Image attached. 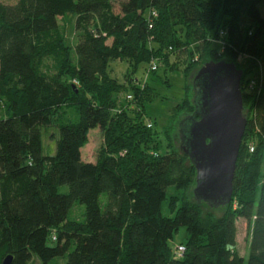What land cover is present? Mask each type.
Returning <instances> with one entry per match:
<instances>
[{
    "label": "trees",
    "instance_id": "16d2710c",
    "mask_svg": "<svg viewBox=\"0 0 264 264\" xmlns=\"http://www.w3.org/2000/svg\"><path fill=\"white\" fill-rule=\"evenodd\" d=\"M72 16L73 47L58 21ZM197 40L209 57L202 64L242 58V68L254 69L243 71L247 122L232 197L219 207L182 193L196 170L174 145V131L195 110L192 84L172 107L162 150L155 122L144 116L152 87L134 76L144 64L154 75L158 56ZM116 60L129 63L125 82L109 73ZM62 106L77 109L78 118L58 124L55 152L43 154L42 127ZM2 107L0 264L7 257L9 264L33 257L42 264H264V0H122L117 7L111 0H0ZM95 128L103 147L84 160ZM75 203L81 220L69 217ZM201 203L221 211L204 215ZM238 219L247 223L246 256L237 250ZM180 227L187 238L177 254L170 242Z\"/></svg>",
    "mask_w": 264,
    "mask_h": 264
},
{
    "label": "water",
    "instance_id": "95a60500",
    "mask_svg": "<svg viewBox=\"0 0 264 264\" xmlns=\"http://www.w3.org/2000/svg\"><path fill=\"white\" fill-rule=\"evenodd\" d=\"M243 70L226 60L205 62L192 78L194 112L179 122L180 149L195 167L194 199L209 206L228 203L246 127ZM10 257L3 264H9Z\"/></svg>",
    "mask_w": 264,
    "mask_h": 264
},
{
    "label": "rangeland",
    "instance_id": "374dc122",
    "mask_svg": "<svg viewBox=\"0 0 264 264\" xmlns=\"http://www.w3.org/2000/svg\"><path fill=\"white\" fill-rule=\"evenodd\" d=\"M6 3H12L16 0H1ZM113 4L117 7L120 1L122 0H111ZM60 25H62L65 29L66 33V44L73 47V44L76 41V33L74 31V17L72 16L66 22H64L61 18L58 19ZM218 41V42H217ZM213 42L218 48H221L222 41L217 40ZM204 42L197 40L188 44L186 47L179 49L174 53L168 54H161L162 56H158L160 63L162 64L161 67L156 71L153 75L145 70L148 67L147 64L141 65L136 73L135 78L139 80V84L142 85L144 82L148 83L152 87L151 95H154V99L151 101L146 102L144 105V116L145 119H149L152 122H155V129L159 134V139L162 144V150L165 148V135H164V128L168 124L170 112L172 107L176 103L182 102L184 99V95H186V90L184 89L185 85L189 88L192 84V78L197 72V70L203 65L202 62L205 61L207 58L206 54L204 53ZM208 60V59H207ZM220 60H223L220 59ZM242 58H239L236 62V65L239 69H244L241 66ZM128 64L125 61H111L109 63V73L112 77L116 78V81L119 83L125 82V72L128 69ZM189 64L194 65V68L188 72ZM202 64V65H201ZM254 65V64H253ZM251 68L253 75L254 69L252 67H248L247 70ZM246 68L243 71H247ZM184 73V74H183ZM187 89V92L189 91ZM124 91H122L116 97V104L119 107L124 102L125 97ZM122 103V104H121ZM248 102L244 101L245 109L248 106ZM4 108H0V117L5 116ZM190 111L184 113L179 120L176 121L175 131H174V145L178 147L180 143V135L178 132L179 129V121L189 116ZM78 118L77 109L72 106H62L59 110L55 113L53 117H50L49 120L43 125L42 127V153L43 154H54L55 152V140L57 137V126L60 122L64 121H74ZM88 143L82 149V157L84 160H95L97 154L103 147V133L100 129L95 128L91 129L88 133ZM195 184L191 185L190 187L183 190L185 197L190 200L194 201L193 196V189ZM60 191H67V186H61ZM203 214L209 213L211 211L214 215L219 214L221 210L218 209H210L208 205L205 203H201ZM83 214V207L82 205L75 203L74 206L70 209L69 217L75 220H81ZM187 238V230L185 227H180L176 233L173 235V239L170 244L176 248L177 245L180 243L185 242ZM52 243V242H50ZM249 245V234L247 223L243 219H238L237 221V250L238 252L246 256L247 250ZM65 258H57L49 261L46 264H64ZM29 264H42L39 259L33 257Z\"/></svg>",
    "mask_w": 264,
    "mask_h": 264
},
{
    "label": "built area",
    "instance_id": "2783aa9c",
    "mask_svg": "<svg viewBox=\"0 0 264 264\" xmlns=\"http://www.w3.org/2000/svg\"><path fill=\"white\" fill-rule=\"evenodd\" d=\"M152 70L157 69V64L155 63V61L151 62V67ZM128 98H130V96H128ZM148 126H150V123L148 124ZM184 251V246L183 245H178L176 246V253L177 254H181Z\"/></svg>",
    "mask_w": 264,
    "mask_h": 264
}]
</instances>
